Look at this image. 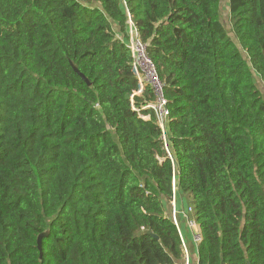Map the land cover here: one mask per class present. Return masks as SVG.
Returning <instances> with one entry per match:
<instances>
[{
    "label": "trees",
    "instance_id": "obj_1",
    "mask_svg": "<svg viewBox=\"0 0 264 264\" xmlns=\"http://www.w3.org/2000/svg\"><path fill=\"white\" fill-rule=\"evenodd\" d=\"M220 1L0 0V264H177L174 190L197 264H264V0Z\"/></svg>",
    "mask_w": 264,
    "mask_h": 264
},
{
    "label": "built area",
    "instance_id": "obj_2",
    "mask_svg": "<svg viewBox=\"0 0 264 264\" xmlns=\"http://www.w3.org/2000/svg\"><path fill=\"white\" fill-rule=\"evenodd\" d=\"M128 35L129 37L127 41V48L130 51L132 58V68L139 84V89L133 94L135 96H139L142 93L144 87L146 86H149V88L151 89L154 99L152 102H147L143 104L141 109H150L153 111L158 127L162 133L161 139L164 143V148L170 156L167 146V136L165 133V124L168 120L169 112L166 107L162 82L158 77L154 63L147 55L145 44L140 41L137 36L136 30L133 28L131 23H128ZM131 102L133 103L132 98ZM132 107L134 110H138L134 108L133 105ZM170 205L173 209L175 208L174 198L170 201ZM182 214L185 216L187 225L194 230V232L192 233V238L193 241L198 245L201 240V235L197 227L196 221L192 216L193 213L191 207H187L182 212ZM190 215L192 216L191 218L189 217Z\"/></svg>",
    "mask_w": 264,
    "mask_h": 264
},
{
    "label": "crops",
    "instance_id": "obj_3",
    "mask_svg": "<svg viewBox=\"0 0 264 264\" xmlns=\"http://www.w3.org/2000/svg\"><path fill=\"white\" fill-rule=\"evenodd\" d=\"M174 197H176L178 204L176 205L175 202L174 209L170 205V202L169 204H166L165 215L173 220V222L176 224L182 240L184 257L182 260L178 261L177 264H197V244L193 241L192 238V233L194 232V230L187 225L185 216L182 214V210L186 207L187 204H185L184 202V197H179L175 190L173 198ZM189 217L191 218L192 216L190 215Z\"/></svg>",
    "mask_w": 264,
    "mask_h": 264
},
{
    "label": "rangeland",
    "instance_id": "obj_4",
    "mask_svg": "<svg viewBox=\"0 0 264 264\" xmlns=\"http://www.w3.org/2000/svg\"><path fill=\"white\" fill-rule=\"evenodd\" d=\"M220 20H221V22H223L226 25L227 28L230 27L229 24H228L229 17H228L227 0H221L220 1ZM225 30L227 31L226 28H225ZM252 78H253V76H252ZM256 83H257V86L259 87V89L261 90V92L264 95V84H263V82H261L259 79H257ZM173 188H174V186H173Z\"/></svg>",
    "mask_w": 264,
    "mask_h": 264
},
{
    "label": "water",
    "instance_id": "obj_5",
    "mask_svg": "<svg viewBox=\"0 0 264 264\" xmlns=\"http://www.w3.org/2000/svg\"><path fill=\"white\" fill-rule=\"evenodd\" d=\"M70 66L72 67V69H73V71H74L75 73L79 74V76H80L82 79H84L85 82H87V80L83 77V75H81V74L79 73V71L77 70V68L74 66V64H73L72 62H70ZM46 234H47V233H43V234H40V235L38 236V239H37V246H38V249H39V250H40L41 239H42V237L45 236ZM146 234H150V232H149V231H146Z\"/></svg>",
    "mask_w": 264,
    "mask_h": 264
}]
</instances>
